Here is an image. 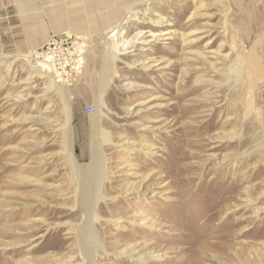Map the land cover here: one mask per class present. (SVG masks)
<instances>
[{
	"label": "rangeland",
	"instance_id": "obj_1",
	"mask_svg": "<svg viewBox=\"0 0 264 264\" xmlns=\"http://www.w3.org/2000/svg\"><path fill=\"white\" fill-rule=\"evenodd\" d=\"M105 3L38 0L71 84L24 56L31 14L0 17V264H264V0Z\"/></svg>",
	"mask_w": 264,
	"mask_h": 264
},
{
	"label": "crops",
	"instance_id": "obj_2",
	"mask_svg": "<svg viewBox=\"0 0 264 264\" xmlns=\"http://www.w3.org/2000/svg\"><path fill=\"white\" fill-rule=\"evenodd\" d=\"M58 1H60V0H58ZM96 1H99V2L104 1V4H106L105 3L106 0H96ZM18 2H20V3L18 5V9H17L16 7H17ZM57 6H59V5H57ZM68 6H69L68 7L69 9L67 10V12L71 16L77 15L78 10H80L79 8H75V7H78L77 2L72 1V3ZM39 9H40V6L38 4V0H34L33 2H32V0H23V1H21V0H0V17H2L4 15H8V16L15 15V14H16V16L18 15L19 19L17 20L18 22L16 21V23H18L19 27L21 26L20 28L28 26L29 22L26 21L25 19H26L28 14L32 15V20L35 24V26L33 27L34 30H32V32H31V33H33L32 34L33 38L31 40H27V41L24 40V42L22 43V45L25 48H29V49H31V51L33 49H37L38 47H41L44 44V42L40 43V41L44 40L45 38L48 39V37L53 35V34L50 35V33H52V32H49L50 28H54V26H58L60 23V22H55V23L53 22L55 25H52L51 27L47 26L43 21L41 22L42 11L40 12ZM60 9H62V8H60ZM63 10H65V9H63ZM72 10H75L77 12L75 13V11H72ZM73 12L75 14H73ZM58 13H60V15L62 16L64 11H58ZM77 22H80V21L77 20ZM10 23H12V21H6L5 22V20H2L0 18V53H2L3 50L10 49V47L12 45V38H10L11 31L6 28V24L10 25ZM47 33H48V35H47Z\"/></svg>",
	"mask_w": 264,
	"mask_h": 264
},
{
	"label": "built area",
	"instance_id": "obj_3",
	"mask_svg": "<svg viewBox=\"0 0 264 264\" xmlns=\"http://www.w3.org/2000/svg\"><path fill=\"white\" fill-rule=\"evenodd\" d=\"M77 49L79 47L76 41L70 36L62 37L53 34L40 48L33 49L29 53V58L33 67L43 68L41 66L43 63L47 70H51L48 72L52 73L57 80L60 79L59 82L71 84L73 77L79 73L77 67L82 57V52L79 53Z\"/></svg>",
	"mask_w": 264,
	"mask_h": 264
},
{
	"label": "bare ground",
	"instance_id": "obj_4",
	"mask_svg": "<svg viewBox=\"0 0 264 264\" xmlns=\"http://www.w3.org/2000/svg\"><path fill=\"white\" fill-rule=\"evenodd\" d=\"M21 1H23V0H21ZM115 1V0H114ZM136 1V0H135ZM27 2V1H26ZM33 2V1H32ZM87 2V1H86ZM99 2V1H98ZM23 3V2H22ZM28 3V2H27ZM107 3V2H106ZM31 4V3H30ZM21 5V4H20ZM29 6V5H28ZM38 6V5H37ZM40 6V5H39ZM21 7V6H20ZM26 7V6H25ZM36 7V6H35ZM69 7V6H68ZM112 7V6H111ZM117 7V6H116ZM34 8V7H33ZM61 8V7H60ZM71 8V7H70ZM75 8H78V7H75ZM126 8H129V7H127L126 6ZM72 9V8H71ZM38 11V10H37ZM72 11H75V10H72ZM79 11V10H78ZM41 12V11H40ZM77 11H75V13H76ZM74 12H73V14H75ZM132 13V11H131V9L128 11V14H131ZM64 14V13H63ZM115 14V13H114ZM113 14V15H114ZM121 15H123V13L121 14ZM125 15H126V13H125ZM118 16V15H117ZM22 18V17H21ZM122 18V17H121ZM34 19V18H33ZM115 20V19H114ZM18 22V21H17ZM157 22H160V21H157ZM115 24V23H114ZM27 25V24H26ZM21 27V26H20ZM112 31H113V33H112V35H114L115 33H119L120 32V29H118V27H114V28H112ZM121 33H123V32H121ZM70 36V35H69ZM154 36V35H153ZM72 39H73V36H70ZM156 38V37H155ZM111 47L108 45V44H105V53H106V56L105 57H107L109 60L110 59H115L116 58V52H115V54L113 55V54H111V49H110ZM78 50V52L79 53H81V49H77ZM113 50V49H112ZM24 56H30V54H29V51H28V53H26ZM105 59V58H104ZM108 60V61H109ZM105 62V61H104ZM81 63H83L82 62V58L80 57V60H79V64H78V70L80 71V68H81V66H80V64ZM106 63V62H105ZM105 63H104V65H105ZM240 65V64H239ZM41 66L43 67V68H37V69H39V71H38V73H44V71L45 72H47V73H45V74H51V76H53L52 75V73H50V72H48V71H51V70H47L46 68H45V65L43 64V63H41ZM105 67H106V70L108 69V67L105 65ZM51 69V68H50ZM104 69V68H103ZM47 70V71H46ZM109 70V69H108ZM102 75L104 76V79L105 80H107V78H106V74L104 75V72H102ZM235 80H236V82H237V85H236V92H235V95H237V98L238 97H240V95H241V93H240V83L242 82V80H243V75H242V72L240 71V70H236L235 71ZM60 80V79H59ZM59 80H56V79H54V76L51 78V81L52 82H56V81H59ZM54 84V83H53ZM57 91H58V93L61 95V97L63 98V101H65L64 99V97H63V92L61 91V90H59V89H57ZM239 100V99H238ZM65 105V109L67 110V113H68V107H67V105H66V103L64 104ZM67 116H68V114H67ZM67 118H69V116L67 117ZM264 134V133H263ZM257 135V134H256ZM261 135V134H260ZM259 137V136H258ZM256 138V137H255ZM86 170V169H85ZM88 170V169H87ZM85 175V174H84ZM80 178V177H79ZM77 184H78V188H77V196H78V200H79V205H80V208H88V212L89 213H92V207H93V203H94V197H95V193H94V188H93V186H92V184L89 182V178L87 177V178H82L81 180H79L78 179V181H77ZM94 184V183H93ZM97 185V184H96ZM96 189V188H95ZM97 190V189H96ZM89 216V215H88ZM87 217V216H86ZM93 218V217H92ZM96 218V217H95ZM94 219V218H93ZM85 221H87V220H85ZM80 240H81V247L85 250V251H87V249L88 250H92V248L96 245V243H97V237H96V234H94V231L92 230V228H91V226H90V224H88V223H85L84 224V226L82 227V231H81V233H80ZM86 239H89L90 241H89V244H86L85 245V242H86Z\"/></svg>",
	"mask_w": 264,
	"mask_h": 264
}]
</instances>
